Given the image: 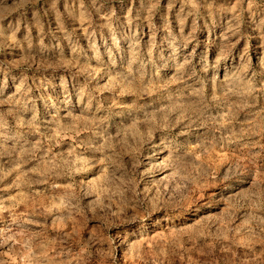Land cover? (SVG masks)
<instances>
[{
    "label": "rangeland",
    "instance_id": "rangeland-1",
    "mask_svg": "<svg viewBox=\"0 0 264 264\" xmlns=\"http://www.w3.org/2000/svg\"><path fill=\"white\" fill-rule=\"evenodd\" d=\"M0 264H264V0H0Z\"/></svg>",
    "mask_w": 264,
    "mask_h": 264
}]
</instances>
